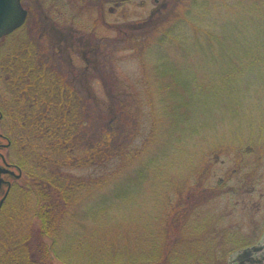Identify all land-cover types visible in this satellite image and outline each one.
<instances>
[{
  "label": "trees",
  "instance_id": "trees-1",
  "mask_svg": "<svg viewBox=\"0 0 264 264\" xmlns=\"http://www.w3.org/2000/svg\"><path fill=\"white\" fill-rule=\"evenodd\" d=\"M169 9L168 23H142L149 31L132 43L149 107L138 147V119L114 77L109 118L94 127L59 58L26 35L1 40L0 153L20 177L0 209V264H224L195 216L219 193L205 185L218 155L264 157V120L253 117L264 93L254 73L264 57V0H173ZM84 168L94 175L72 173ZM158 178L162 207L150 197L131 226L136 194H151Z\"/></svg>",
  "mask_w": 264,
  "mask_h": 264
},
{
  "label": "rangeland",
  "instance_id": "rangeland-1",
  "mask_svg": "<svg viewBox=\"0 0 264 264\" xmlns=\"http://www.w3.org/2000/svg\"><path fill=\"white\" fill-rule=\"evenodd\" d=\"M100 1L23 0L25 7H31L32 15L29 11L26 26L14 33L11 40H19L26 35L33 43L45 45L54 58H59L66 80L79 92L81 98L87 100L90 111L96 114L94 127L109 118L107 116L102 119V115H107L108 81H112L114 77L122 97L129 100L127 107L131 121L136 117L138 119L139 131H136V135L139 138L136 137L135 144L133 143L135 146L132 145L138 147L142 141L141 135L149 124V107L140 49H137L138 43H132L135 38L140 41L141 34L149 31L146 28L138 30L142 23L150 19L154 24L170 21L168 13L170 17L169 8L173 5V0H105L103 11ZM42 2L45 10L43 15H39L37 5H42ZM164 6L165 9L162 10ZM258 60L259 64L254 73H257L256 78L264 87V57H259ZM253 105V117L264 120V93ZM0 144H5L1 138ZM192 153L199 155V150L195 148ZM180 158L182 162L184 157ZM193 161L196 168L202 164L198 158L193 157ZM210 167L205 185L207 188L219 186V193L197 209L195 219L198 222L203 221L207 227L204 228L206 232L202 239L208 234L213 251L227 264L236 251L263 237L264 157L259 158L257 154L249 152L237 160L235 154L225 153L218 155ZM72 173L88 178L94 175V170L84 168L72 170ZM164 188V180L158 178L149 187L151 194H146V191L136 194V203L134 202L133 209L129 211L131 226H135L140 220L141 212L150 197L157 200L158 207H162ZM3 191L5 188L0 191V197ZM147 221L149 219H145ZM128 227L130 225L124 228ZM152 227H155L154 223ZM186 237L191 242L190 246H195L191 252H198L200 246L195 245L197 239L188 230ZM200 257L199 255V259ZM202 263L208 262L203 259Z\"/></svg>",
  "mask_w": 264,
  "mask_h": 264
},
{
  "label": "water",
  "instance_id": "water-1",
  "mask_svg": "<svg viewBox=\"0 0 264 264\" xmlns=\"http://www.w3.org/2000/svg\"><path fill=\"white\" fill-rule=\"evenodd\" d=\"M26 11L21 5L20 0H0V39L11 34L15 30L19 29L23 26L26 20ZM0 160L2 165H0V191L2 190L3 186H6L5 191H3L1 198H0V209L6 200L8 192L10 190L11 183L8 179H18L20 177V172L17 168L14 169L17 171H13L9 164L6 163L4 156L0 154ZM246 253V249L242 252L240 251L237 259L244 256Z\"/></svg>",
  "mask_w": 264,
  "mask_h": 264
},
{
  "label": "flooded vegetation",
  "instance_id": "flooded-vegetation-1",
  "mask_svg": "<svg viewBox=\"0 0 264 264\" xmlns=\"http://www.w3.org/2000/svg\"><path fill=\"white\" fill-rule=\"evenodd\" d=\"M103 1H105V0H101L100 7H102V5L104 4ZM73 4H74V1H73ZM43 5H44L43 2H42V5H37V9H38V14L39 15H43L42 12H43V10H45V8H44ZM22 6H23L24 10L26 11L27 16L29 14V11H30V14H31V10H30L31 7H29V6L28 7L27 6L25 7L24 5H22ZM244 249H246V253L244 254V256H242V257H240V258L237 259V256L239 254V252H238V253L235 254V257H233L232 259H230L228 261V264H264V234H263V237H262L261 240H258L257 242L248 245ZM244 249H242L241 252Z\"/></svg>",
  "mask_w": 264,
  "mask_h": 264
}]
</instances>
